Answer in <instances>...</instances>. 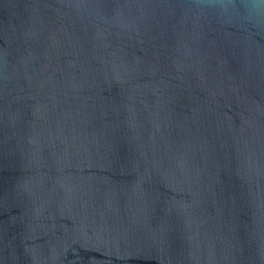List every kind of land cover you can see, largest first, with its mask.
<instances>
[{
    "label": "water",
    "instance_id": "1",
    "mask_svg": "<svg viewBox=\"0 0 264 264\" xmlns=\"http://www.w3.org/2000/svg\"><path fill=\"white\" fill-rule=\"evenodd\" d=\"M0 264H264V0H0Z\"/></svg>",
    "mask_w": 264,
    "mask_h": 264
}]
</instances>
